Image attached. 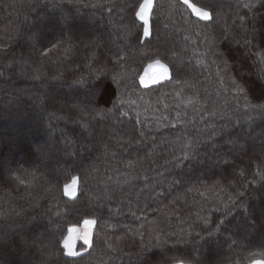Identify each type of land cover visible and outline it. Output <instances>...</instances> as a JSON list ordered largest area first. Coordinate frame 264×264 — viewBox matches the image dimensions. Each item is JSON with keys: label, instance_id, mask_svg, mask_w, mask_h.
<instances>
[{"label": "trees", "instance_id": "1", "mask_svg": "<svg viewBox=\"0 0 264 264\" xmlns=\"http://www.w3.org/2000/svg\"><path fill=\"white\" fill-rule=\"evenodd\" d=\"M144 1L0 0V264L264 263V0Z\"/></svg>", "mask_w": 264, "mask_h": 264}, {"label": "crops", "instance_id": "2", "mask_svg": "<svg viewBox=\"0 0 264 264\" xmlns=\"http://www.w3.org/2000/svg\"><path fill=\"white\" fill-rule=\"evenodd\" d=\"M148 0L144 1L141 8L139 9V12H138V18L141 22H143L142 20H148V18H150V12H151V9H152V5H153V1L154 0H150L148 3H147ZM184 3H186L189 8L191 9L192 13L199 19L201 20H209L208 19V12L204 11V10H201L199 8H196L194 6H192L191 4H189V2H187V0H182ZM144 5H147L144 7ZM144 26V25H143ZM144 37L147 38L149 36V33H150V28L147 30L144 26ZM156 62L155 64L153 65H150L148 67L149 69V72L147 75H149V80L146 81L147 79V75H145L146 73V70L145 72L143 73L142 75V78H141V83L144 87H149V86H153V85H156V82L157 84H159L158 82L160 80H167L169 79V71L168 69L161 63H158ZM146 76V77H145ZM145 79V80H144ZM149 81V82H148ZM147 82V83H146ZM146 83V84H145ZM161 83V82H160ZM145 84V85H144ZM81 244V247L82 248H86V246L84 244H82L81 242H78ZM77 243V244H78ZM91 243V242H90ZM90 245V244H89ZM64 248H65V252L67 253L68 256L70 257H76L78 255H75V252L73 250V247H68L66 248V246L64 245ZM78 252H79V249H77Z\"/></svg>", "mask_w": 264, "mask_h": 264}, {"label": "rangeland", "instance_id": "3", "mask_svg": "<svg viewBox=\"0 0 264 264\" xmlns=\"http://www.w3.org/2000/svg\"><path fill=\"white\" fill-rule=\"evenodd\" d=\"M149 1L150 0H148L147 3ZM145 6H147V5H144L143 8H145ZM142 21L143 22H141V23L148 30L149 29V18H148V20L146 19V20H142ZM153 64H155V63H153ZM153 64H151V65H153ZM148 67L145 69L146 70L145 75L148 74L149 69L151 68L150 67L148 69ZM147 76L148 77H147L146 81L149 80V75H147ZM164 81L165 80H160L158 83L164 82ZM156 84H157V82H156ZM64 191H65V195L67 197L74 198L76 196V194H77V179H73L71 183H69L67 186H65V190ZM94 226H95V222L93 220H86L80 227H74V228L70 229L69 233H68V235H67V237H66V239L64 241V245L66 246V248L73 247L75 255H80L83 252L84 249H86V248H88L90 246L89 244L91 242L92 232H93ZM78 242H81L82 244H84L86 246V248H83L82 250L79 249V252L77 250V243ZM253 264H264V263L263 262H255Z\"/></svg>", "mask_w": 264, "mask_h": 264}, {"label": "snow or ice", "instance_id": "4", "mask_svg": "<svg viewBox=\"0 0 264 264\" xmlns=\"http://www.w3.org/2000/svg\"><path fill=\"white\" fill-rule=\"evenodd\" d=\"M208 19H209V20L212 19V14H211V12L208 13Z\"/></svg>", "mask_w": 264, "mask_h": 264}]
</instances>
